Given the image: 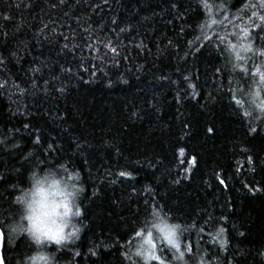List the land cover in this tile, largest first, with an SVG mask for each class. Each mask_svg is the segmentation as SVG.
Segmentation results:
<instances>
[{
    "label": "trees",
    "instance_id": "16d2710c",
    "mask_svg": "<svg viewBox=\"0 0 264 264\" xmlns=\"http://www.w3.org/2000/svg\"><path fill=\"white\" fill-rule=\"evenodd\" d=\"M0 227L5 264H264V0H0Z\"/></svg>",
    "mask_w": 264,
    "mask_h": 264
},
{
    "label": "rangeland",
    "instance_id": "374dc122",
    "mask_svg": "<svg viewBox=\"0 0 264 264\" xmlns=\"http://www.w3.org/2000/svg\"><path fill=\"white\" fill-rule=\"evenodd\" d=\"M75 190L68 183L53 180L40 184L32 192L28 201L27 217L29 231L37 241L63 243L76 234L73 225L76 214ZM162 242L179 249L177 230L172 226L162 225L146 233L140 240V255L143 258L157 257V246Z\"/></svg>",
    "mask_w": 264,
    "mask_h": 264
},
{
    "label": "water",
    "instance_id": "95a60500",
    "mask_svg": "<svg viewBox=\"0 0 264 264\" xmlns=\"http://www.w3.org/2000/svg\"><path fill=\"white\" fill-rule=\"evenodd\" d=\"M2 246H3V232L0 227V264H5L4 258H3Z\"/></svg>",
    "mask_w": 264,
    "mask_h": 264
}]
</instances>
